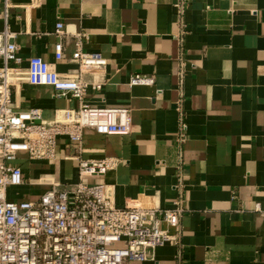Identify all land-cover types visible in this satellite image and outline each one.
Listing matches in <instances>:
<instances>
[{"label":"crops","instance_id":"obj_1","mask_svg":"<svg viewBox=\"0 0 264 264\" xmlns=\"http://www.w3.org/2000/svg\"><path fill=\"white\" fill-rule=\"evenodd\" d=\"M10 2L7 25L22 68L37 56L61 75L75 74L74 36H58L56 25L88 34L83 51L107 59V84L89 90L84 103L129 109L133 128L127 136L85 130L80 152L60 139L58 164L21 155L15 164L24 184L9 187L8 199L37 201L52 182L77 183L79 155L115 158V170L86 183L112 186L118 207L172 209L182 198L185 209L181 243L132 264H264V0H187L184 30L177 0H43L40 8ZM138 75L154 84L130 86ZM12 98L16 110L40 109L47 122L80 106L26 82Z\"/></svg>","mask_w":264,"mask_h":264},{"label":"built area","instance_id":"obj_2","mask_svg":"<svg viewBox=\"0 0 264 264\" xmlns=\"http://www.w3.org/2000/svg\"><path fill=\"white\" fill-rule=\"evenodd\" d=\"M43 0H30L29 8H40ZM187 0L175 4L178 24L185 28ZM10 0H4L5 28L0 32V264H132L145 262L149 252L167 243H181V219L185 212L179 198L172 209L135 204L118 207L112 186L87 184L115 170V158L86 160L79 155V181L59 182L37 201H10L9 187L24 184V170L15 164L21 155L29 160L58 164L60 139L82 151L83 133L100 136L132 132L133 118L127 108H95L84 103L87 92H99L107 84L108 61L100 53L83 51L88 34H73L62 23L56 34L73 35L76 51L69 60L78 65L73 75H61L41 57H31L27 67L19 55L16 37L7 25ZM56 60L65 58L63 44L56 45ZM87 76L92 81L87 80ZM22 82L49 86L56 97L80 101L78 109L58 112L47 122L42 111L15 109L13 91ZM151 77L133 76L130 86H150ZM80 154V153H79Z\"/></svg>","mask_w":264,"mask_h":264},{"label":"rangeland","instance_id":"obj_3","mask_svg":"<svg viewBox=\"0 0 264 264\" xmlns=\"http://www.w3.org/2000/svg\"><path fill=\"white\" fill-rule=\"evenodd\" d=\"M52 183H54V182H52Z\"/></svg>","mask_w":264,"mask_h":264}]
</instances>
